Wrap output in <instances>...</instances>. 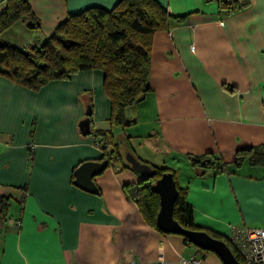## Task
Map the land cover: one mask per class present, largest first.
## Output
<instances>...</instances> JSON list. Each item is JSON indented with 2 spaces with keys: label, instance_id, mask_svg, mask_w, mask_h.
Instances as JSON below:
<instances>
[{
  "label": "crops",
  "instance_id": "0c3cea01",
  "mask_svg": "<svg viewBox=\"0 0 264 264\" xmlns=\"http://www.w3.org/2000/svg\"><path fill=\"white\" fill-rule=\"evenodd\" d=\"M28 1L39 26L20 19L0 34L19 48L41 43L69 14L117 0ZM157 1L172 18L153 34L150 90L126 107L123 127L108 124L100 69L38 89L0 75V196L10 199L0 264H157L200 255L183 235L144 220L123 189L141 175L121 161L93 176L97 193L72 182L78 164L101 159L96 141L171 168L197 226L226 238L234 224L264 228V166H232L237 148L264 144V0H239L246 4L229 13L216 0ZM89 103L91 132L82 135ZM101 130L109 131L104 140ZM206 152L226 169L192 166L190 156ZM201 264L223 262L207 250Z\"/></svg>",
  "mask_w": 264,
  "mask_h": 264
},
{
  "label": "trees",
  "instance_id": "16d2710c",
  "mask_svg": "<svg viewBox=\"0 0 264 264\" xmlns=\"http://www.w3.org/2000/svg\"><path fill=\"white\" fill-rule=\"evenodd\" d=\"M216 1L220 13L235 11L246 4L239 0ZM182 17L175 16L178 20ZM171 18V14L157 0H117L111 8L87 6L69 14L41 43L19 48L0 37V75L20 85L38 89L52 79L67 78L80 70L100 69L103 73L102 85L110 102L108 124L110 127H123L128 123L126 107L150 90L153 34L167 28ZM20 19H27L29 27L39 26L28 0H4L0 10V34ZM88 105L91 116L92 105ZM108 132L101 130L97 134L102 135L104 140ZM101 142V159L108 158V164L112 160L121 161L122 165L130 167L124 155L106 151L105 142ZM126 148L129 149L128 141ZM190 161L192 166L203 171L213 166L218 170L226 169L225 164L210 152L192 155ZM245 162L252 166H264V144L237 148L232 166L239 168ZM152 167L153 176H141L136 182L124 183L123 189L126 197L136 202L144 220L160 230L155 222L159 196L154 182L163 172H172L174 178L175 174L166 166ZM176 186L178 193L173 204V217L186 228L205 230L224 240L243 263L228 238L194 224L192 207L186 200V188L179 187L177 183ZM9 205V196L1 195L0 226L6 219ZM184 238L190 241L186 236Z\"/></svg>",
  "mask_w": 264,
  "mask_h": 264
},
{
  "label": "water",
  "instance_id": "95a60500",
  "mask_svg": "<svg viewBox=\"0 0 264 264\" xmlns=\"http://www.w3.org/2000/svg\"><path fill=\"white\" fill-rule=\"evenodd\" d=\"M89 111L90 108L87 104L85 117L78 123L82 135L91 132ZM124 158L129 163L130 168L142 177L153 176L154 168L152 165L140 160L131 151H125ZM108 162L109 160L106 157L99 160L89 159L82 161L73 171L74 178L72 182L84 190L97 193L98 188L93 176L100 173L108 165ZM154 188L159 196V208L155 216V222L160 230L186 236L197 247L215 252L223 264H243L235 257L224 240L210 235L205 230L186 228L173 217V204L177 197L178 189L172 172H163L155 180Z\"/></svg>",
  "mask_w": 264,
  "mask_h": 264
},
{
  "label": "built area",
  "instance_id": "2783aa9c",
  "mask_svg": "<svg viewBox=\"0 0 264 264\" xmlns=\"http://www.w3.org/2000/svg\"><path fill=\"white\" fill-rule=\"evenodd\" d=\"M193 48V45H190ZM101 147V143L96 141ZM34 145L30 147L29 157L32 156ZM228 240L241 256L243 264H264V228L249 227L244 224H234L230 227ZM198 256H180L175 261H158L157 264H201L206 249L198 247Z\"/></svg>",
  "mask_w": 264,
  "mask_h": 264
},
{
  "label": "rangeland",
  "instance_id": "374dc122",
  "mask_svg": "<svg viewBox=\"0 0 264 264\" xmlns=\"http://www.w3.org/2000/svg\"><path fill=\"white\" fill-rule=\"evenodd\" d=\"M17 24H18V23H17ZM19 24H20V23H19ZM19 24H18V25H19Z\"/></svg>",
  "mask_w": 264,
  "mask_h": 264
}]
</instances>
